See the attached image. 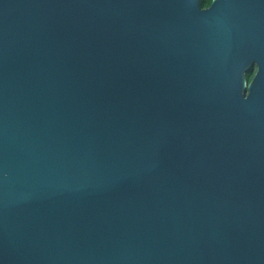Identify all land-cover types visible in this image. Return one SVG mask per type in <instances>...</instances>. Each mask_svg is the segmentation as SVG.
<instances>
[{
    "label": "water",
    "instance_id": "obj_1",
    "mask_svg": "<svg viewBox=\"0 0 264 264\" xmlns=\"http://www.w3.org/2000/svg\"><path fill=\"white\" fill-rule=\"evenodd\" d=\"M0 264H264V0H0Z\"/></svg>",
    "mask_w": 264,
    "mask_h": 264
},
{
    "label": "flooded vegetation",
    "instance_id": "obj_2",
    "mask_svg": "<svg viewBox=\"0 0 264 264\" xmlns=\"http://www.w3.org/2000/svg\"><path fill=\"white\" fill-rule=\"evenodd\" d=\"M218 1V0H201V5L202 8L206 9L209 8L213 2Z\"/></svg>",
    "mask_w": 264,
    "mask_h": 264
},
{
    "label": "trees",
    "instance_id": "obj_3",
    "mask_svg": "<svg viewBox=\"0 0 264 264\" xmlns=\"http://www.w3.org/2000/svg\"><path fill=\"white\" fill-rule=\"evenodd\" d=\"M253 76H254V74L252 73V70H249L247 72V77H248L249 81L253 78Z\"/></svg>",
    "mask_w": 264,
    "mask_h": 264
}]
</instances>
